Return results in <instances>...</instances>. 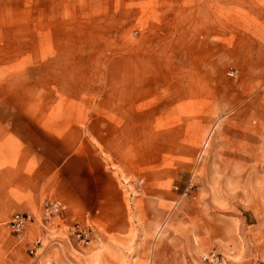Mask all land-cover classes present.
Instances as JSON below:
<instances>
[{"label": "crops", "instance_id": "crops-1", "mask_svg": "<svg viewBox=\"0 0 264 264\" xmlns=\"http://www.w3.org/2000/svg\"><path fill=\"white\" fill-rule=\"evenodd\" d=\"M233 12L242 16L224 21L214 0H0V40L22 39L18 22L83 25L58 39L37 33L30 79L0 64V264H208L210 250L252 264L235 225L195 188L184 194L206 152L204 126L194 140L188 120L218 114L220 57L264 90V0ZM130 33L137 46L125 44ZM249 103L264 113L261 96ZM45 200L62 202L61 217L42 220ZM17 212L37 216L22 234L9 226ZM75 221L91 241L66 237Z\"/></svg>", "mask_w": 264, "mask_h": 264}, {"label": "rangeland", "instance_id": "rangeland-1", "mask_svg": "<svg viewBox=\"0 0 264 264\" xmlns=\"http://www.w3.org/2000/svg\"><path fill=\"white\" fill-rule=\"evenodd\" d=\"M156 1L177 6L194 0ZM198 1L206 6L212 0ZM214 1L218 3L220 17L224 21L229 17H235L236 21L242 16L234 13L233 9L238 1L243 0ZM11 26L14 30H22L23 38L0 40V64L10 63L17 70H23V80L24 77L35 75L37 60L40 59L37 49L42 46L36 39L38 32L49 37L54 35L57 39L73 35L77 30L83 32V25L18 22ZM134 36L130 33L125 38L127 46L138 45ZM49 44L52 46L51 42ZM189 59L190 57L188 62ZM234 59L220 57L218 114L210 121L188 120L192 139L197 138L198 131L193 130L191 133V129L202 125L205 129L200 145L206 152L203 159H199L194 166L193 184L196 189L195 197L206 208L219 213L222 225H235L236 236L239 240H245V251L252 259V264H264V113H260L259 106L249 103L254 95L264 99V90L260 94L259 89L253 91L250 88L249 76L245 72L235 71L229 65ZM188 66L191 67L190 63ZM179 72L177 67V73ZM178 123L179 121H172L173 126ZM48 261L53 262L47 258L37 264Z\"/></svg>", "mask_w": 264, "mask_h": 264}, {"label": "built area", "instance_id": "built-area-1", "mask_svg": "<svg viewBox=\"0 0 264 264\" xmlns=\"http://www.w3.org/2000/svg\"><path fill=\"white\" fill-rule=\"evenodd\" d=\"M194 188V184H190L184 194H187ZM64 206L62 202L58 200H45L43 203L44 216L42 220L50 221L55 218L61 217ZM37 221V216L30 212H17L13 214L9 226L12 232L16 234H22L29 226L33 225ZM66 237L74 239L81 243H88L93 238V230L90 225H83L78 221L73 223L64 224L63 227ZM44 241L42 237H36L31 246L28 248L29 253L32 256H37L39 250L43 247ZM203 261L208 264H223L225 258L223 254L216 250H210L202 255ZM45 264H54L48 261Z\"/></svg>", "mask_w": 264, "mask_h": 264}]
</instances>
